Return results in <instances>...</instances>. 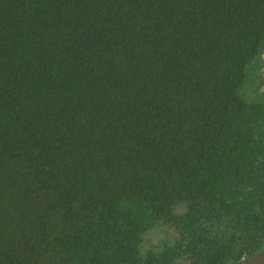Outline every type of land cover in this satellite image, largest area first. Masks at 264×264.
I'll return each instance as SVG.
<instances>
[{
  "label": "trees",
  "instance_id": "trees-1",
  "mask_svg": "<svg viewBox=\"0 0 264 264\" xmlns=\"http://www.w3.org/2000/svg\"><path fill=\"white\" fill-rule=\"evenodd\" d=\"M263 247L264 0H0V264Z\"/></svg>",
  "mask_w": 264,
  "mask_h": 264
},
{
  "label": "rangeland",
  "instance_id": "rangeland-1",
  "mask_svg": "<svg viewBox=\"0 0 264 264\" xmlns=\"http://www.w3.org/2000/svg\"><path fill=\"white\" fill-rule=\"evenodd\" d=\"M175 231L174 229L166 224H160L149 230L143 238L142 249L149 247L158 248L164 241L170 240ZM178 264H190L189 260L180 259Z\"/></svg>",
  "mask_w": 264,
  "mask_h": 264
},
{
  "label": "water",
  "instance_id": "water-1",
  "mask_svg": "<svg viewBox=\"0 0 264 264\" xmlns=\"http://www.w3.org/2000/svg\"><path fill=\"white\" fill-rule=\"evenodd\" d=\"M264 262V247L252 256L244 259L240 264H261Z\"/></svg>",
  "mask_w": 264,
  "mask_h": 264
}]
</instances>
